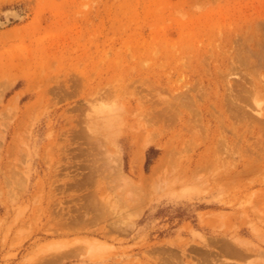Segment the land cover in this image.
I'll list each match as a JSON object with an SVG mask.
<instances>
[{"label": "rangeland", "instance_id": "obj_1", "mask_svg": "<svg viewBox=\"0 0 264 264\" xmlns=\"http://www.w3.org/2000/svg\"><path fill=\"white\" fill-rule=\"evenodd\" d=\"M0 264H264V0H0Z\"/></svg>", "mask_w": 264, "mask_h": 264}]
</instances>
